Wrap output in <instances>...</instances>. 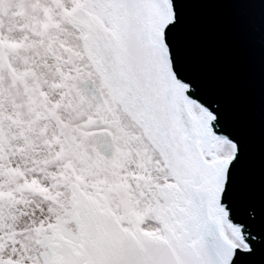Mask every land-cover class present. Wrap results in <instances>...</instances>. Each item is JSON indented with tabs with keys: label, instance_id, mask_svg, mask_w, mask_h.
I'll return each mask as SVG.
<instances>
[{
	"label": "snow or ice",
	"instance_id": "6c2138e0",
	"mask_svg": "<svg viewBox=\"0 0 264 264\" xmlns=\"http://www.w3.org/2000/svg\"><path fill=\"white\" fill-rule=\"evenodd\" d=\"M258 16V111L194 45ZM0 264H264V0H0Z\"/></svg>",
	"mask_w": 264,
	"mask_h": 264
},
{
	"label": "water",
	"instance_id": "95a60500",
	"mask_svg": "<svg viewBox=\"0 0 264 264\" xmlns=\"http://www.w3.org/2000/svg\"><path fill=\"white\" fill-rule=\"evenodd\" d=\"M194 45L209 67L230 82L255 111L259 108L260 33L258 16L212 7L193 19Z\"/></svg>",
	"mask_w": 264,
	"mask_h": 264
}]
</instances>
